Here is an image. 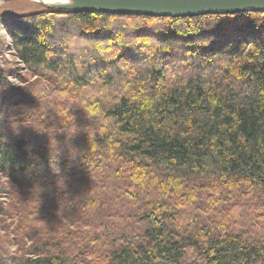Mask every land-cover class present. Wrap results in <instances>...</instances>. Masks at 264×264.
I'll use <instances>...</instances> for the list:
<instances>
[{
    "label": "trees",
    "instance_id": "16d2710c",
    "mask_svg": "<svg viewBox=\"0 0 264 264\" xmlns=\"http://www.w3.org/2000/svg\"><path fill=\"white\" fill-rule=\"evenodd\" d=\"M23 2L0 15L36 77L0 62V216L44 225L0 234V264H264V12Z\"/></svg>",
    "mask_w": 264,
    "mask_h": 264
},
{
    "label": "water",
    "instance_id": "95a60500",
    "mask_svg": "<svg viewBox=\"0 0 264 264\" xmlns=\"http://www.w3.org/2000/svg\"><path fill=\"white\" fill-rule=\"evenodd\" d=\"M31 1L55 10H83L111 15L191 17L204 14L264 12V0H0Z\"/></svg>",
    "mask_w": 264,
    "mask_h": 264
},
{
    "label": "rangeland",
    "instance_id": "374dc122",
    "mask_svg": "<svg viewBox=\"0 0 264 264\" xmlns=\"http://www.w3.org/2000/svg\"><path fill=\"white\" fill-rule=\"evenodd\" d=\"M35 10L34 8L29 7L23 1H13L0 3V15L6 13H19L24 11ZM0 35L2 39V49L0 51V62L1 66L5 69H11L14 72H19V74L23 75L28 81L35 79L36 77L32 75L30 71H28L24 64L18 59L15 55L14 50L12 49L11 39L4 28V26H0ZM9 82L13 86H21L23 85V81L17 77L16 75H10L8 77ZM5 178L0 175V181H4ZM2 200L8 201L7 198L3 197ZM30 206V205H29ZM31 207V206H30ZM19 207L17 206V209ZM14 209V208H13ZM9 215H1L0 216V234L3 236H8L10 243L9 249L11 251H16L17 249V241H24L25 243H29L31 239H29V235H38L41 231V226L44 224L41 222H35L36 217L42 216L41 210L38 208L34 209L31 207L29 213H21L18 210H13ZM89 213V217L94 219V216H91ZM0 246H3V243L0 241Z\"/></svg>",
    "mask_w": 264,
    "mask_h": 264
},
{
    "label": "bare ground",
    "instance_id": "6f19581e",
    "mask_svg": "<svg viewBox=\"0 0 264 264\" xmlns=\"http://www.w3.org/2000/svg\"><path fill=\"white\" fill-rule=\"evenodd\" d=\"M47 1V3H56V1H60V0H45Z\"/></svg>",
    "mask_w": 264,
    "mask_h": 264
}]
</instances>
